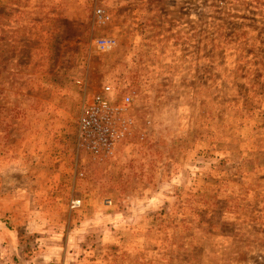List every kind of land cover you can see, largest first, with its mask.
I'll list each match as a JSON object with an SVG mask.
<instances>
[{"label": "rangeland", "instance_id": "obj_1", "mask_svg": "<svg viewBox=\"0 0 264 264\" xmlns=\"http://www.w3.org/2000/svg\"><path fill=\"white\" fill-rule=\"evenodd\" d=\"M106 86L132 126L97 160L77 131ZM0 203L80 264H264V0H0Z\"/></svg>", "mask_w": 264, "mask_h": 264}, {"label": "built area", "instance_id": "obj_2", "mask_svg": "<svg viewBox=\"0 0 264 264\" xmlns=\"http://www.w3.org/2000/svg\"><path fill=\"white\" fill-rule=\"evenodd\" d=\"M95 18L101 26L109 21L103 3L95 8ZM115 45L116 42L111 39H98L94 43L98 52L108 51ZM112 93L111 86L104 87L103 92L83 110L78 124L79 147L97 160L111 157L121 146L132 126L129 117V107L133 101L131 94L124 93L120 101L114 103L110 98ZM79 207V201L71 203L73 210Z\"/></svg>", "mask_w": 264, "mask_h": 264}, {"label": "crops", "instance_id": "obj_3", "mask_svg": "<svg viewBox=\"0 0 264 264\" xmlns=\"http://www.w3.org/2000/svg\"><path fill=\"white\" fill-rule=\"evenodd\" d=\"M106 204L111 206V201L109 200ZM0 224V264H9V254L12 253L19 254V259L13 256L16 263L20 261V264H56L52 259L59 252L62 260L58 264H80L75 260L76 258L72 252L76 237L73 234L70 237H67V235L62 237L61 233L58 232L57 224L55 227L52 224L42 226V221H39L38 216L35 218L29 216L28 218L15 219L12 224L7 211L0 213ZM12 231L21 235L18 243L13 242L12 239H8V243H6V240L3 239L4 237L6 238L7 233L12 234ZM100 235L98 234V236ZM88 236L95 237L96 235L90 236L88 232L83 234L82 238L89 239ZM64 239L65 247L61 249L63 244L60 243H63ZM98 246L95 245L93 252L100 251ZM47 258L50 260L49 262H45ZM13 259L11 260L13 261ZM87 259H83V264H97L93 260L87 262Z\"/></svg>", "mask_w": 264, "mask_h": 264}, {"label": "trees", "instance_id": "obj_4", "mask_svg": "<svg viewBox=\"0 0 264 264\" xmlns=\"http://www.w3.org/2000/svg\"><path fill=\"white\" fill-rule=\"evenodd\" d=\"M225 159H228V158H221L220 159V161L219 160H216L219 164H220V166H224L225 165V163L227 162V160H225ZM230 164H232V163H235L234 161H232L231 159H229V161H228ZM241 164H242V166H241ZM241 164H237L238 166H241V168L240 169H242V170H244V169H247L249 166L248 165H252V164H254V162H252L251 160H246V161H243ZM234 170H236V168L234 169ZM1 226V225H0ZM7 227V226H6ZM5 227V229H7ZM18 259H19V256L18 255H15ZM17 258H15V259H17ZM13 259V258H12ZM13 261H14V259H13ZM18 263H19V261H18Z\"/></svg>", "mask_w": 264, "mask_h": 264}]
</instances>
